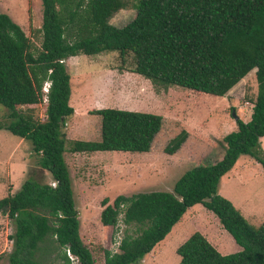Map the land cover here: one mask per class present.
I'll list each match as a JSON object with an SVG mask.
<instances>
[{
	"label": "trees",
	"instance_id": "1",
	"mask_svg": "<svg viewBox=\"0 0 264 264\" xmlns=\"http://www.w3.org/2000/svg\"><path fill=\"white\" fill-rule=\"evenodd\" d=\"M126 0H40L39 49L9 16L0 12V105L10 119L0 129L29 141L47 182L25 179L12 194L0 198V214L13 223L8 264H43L41 254L60 250L63 264H96L78 234L67 167L63 160L69 105V74L62 61L76 55L117 51L130 54V71L162 87L178 86L222 97L254 69L256 92L247 121L237 118L235 130L222 136L223 152L213 163L185 170L171 191L118 194L100 201L99 221L133 226L118 240L117 250L103 251L101 264H136L160 241L186 209L201 204L240 247L220 254L199 232H192L175 252L176 264H264V219L253 226L232 203L217 193L220 176L241 154L264 171V0H135L134 16L122 26L109 17ZM46 90L42 93L43 85ZM45 97L43 120L17 106ZM96 141L72 140V152H147L162 117L150 112L100 108ZM185 133L165 145L171 153ZM66 250L76 257L71 263Z\"/></svg>",
	"mask_w": 264,
	"mask_h": 264
},
{
	"label": "rangeland",
	"instance_id": "2",
	"mask_svg": "<svg viewBox=\"0 0 264 264\" xmlns=\"http://www.w3.org/2000/svg\"><path fill=\"white\" fill-rule=\"evenodd\" d=\"M126 1L124 7L111 14L109 23L119 27L134 16L135 0ZM0 12L7 14L21 28L29 39V49L36 53L40 42L37 29L41 24L40 0H0ZM132 62L130 54L121 58L117 51L91 56L80 54L62 61L69 74L68 103L73 109L63 127V160L77 210L78 234L96 264L103 262L104 250H117L118 240L124 231L133 229V226H125L120 221L114 226L101 225L98 217L101 199L106 198L107 203H111L118 194L171 191L173 183L185 170L216 161L223 152L222 136L235 129L231 111L237 118L247 121L256 92L254 69L224 96L218 97L178 86L152 84L130 71ZM45 87L46 84L41 89L42 93ZM44 107L45 97H42L37 104L21 105L16 109L29 113L33 119L43 120ZM100 108L160 115L161 127L150 149L145 153L70 151L72 140L99 139L100 117L89 111ZM9 120L6 108L0 105V126ZM180 131L185 133L181 144L173 152H165L166 143ZM36 161L37 155L32 152L29 141L0 129V198L12 194L27 178L49 184V174ZM249 164L252 167L248 168ZM245 167L246 176L243 173L237 181L226 182L224 179L220 186L225 197L234 201L227 198L247 222L257 226L264 219V171L250 156L241 158L233 170L243 172ZM214 223H217L215 216L201 204L192 205L136 264H176L179 256L175 249L184 238L201 229V232L205 229L214 234ZM12 232V221L0 214V264H8L7 254L11 250L9 235ZM229 245L231 248L228 250L237 249L234 241ZM230 251L224 254L232 253ZM60 252H44L41 262L63 264Z\"/></svg>",
	"mask_w": 264,
	"mask_h": 264
},
{
	"label": "crops",
	"instance_id": "3",
	"mask_svg": "<svg viewBox=\"0 0 264 264\" xmlns=\"http://www.w3.org/2000/svg\"><path fill=\"white\" fill-rule=\"evenodd\" d=\"M19 2H21V0H18ZM8 6V5H7ZM8 9H9V7H8ZM8 12V11H7ZM9 13V12H8ZM10 18V17H9ZM71 57H73V56H71ZM71 62V61H70ZM235 128H236V126H235ZM233 130H235V129H233ZM232 131V130H231ZM259 147H260V149L261 150H263L264 151V135L263 136H261V137H259ZM94 152H99V151H94ZM141 153H145V152H141ZM222 154V153H221ZM244 156H248V155H244ZM244 156L242 157H240V156H238L237 157V159L235 160V162H234V164L232 165V167L227 171V172H225L222 176H220V178H219V180H218V184H217V193L219 194V195H221L222 197H224V198H228L229 200H231L233 203H234V201L232 200V199H230L229 197H225V195L223 194V192H222V189H221V186H220V182L222 181V180H226V182H228V181H231L232 179H234V180H236L237 181V179L239 178V176H241L243 173L245 174L244 176H246L247 175V173H245L246 171H247V168L245 167L244 169H243V172H240V171H238V172H236L235 170H233L234 169V167L238 164V161L241 159V158H244ZM220 157H221V155H220ZM219 157V158H220ZM218 158V159H219ZM217 159V160H218ZM250 167H252V165L251 164H249L248 165V168H250ZM245 171V172H244ZM235 177H236V179H235ZM48 178L50 179V176H48ZM233 205V204H232ZM191 207V206H190ZM190 207H188L186 210H188V209H190ZM186 212V211H185ZM184 212V213H185ZM210 212V211H209ZM183 213V214H184ZM211 213V212H210ZM182 214V215H183ZM212 214V213H211ZM181 215V216H182ZM98 217H99V214H98ZM216 218V217H215ZM180 219V218H179ZM213 219V218H212ZM216 220H217V218H216ZM178 222V221H177ZM176 222V223H177ZM215 222V221H214ZM220 226V224H219V222H218V220H217V223H214V226H215V228H216V232L213 234L212 232H210V231H207V230H205V229H203V231L201 232V230H199L200 232V234L202 235V236H204L205 237V239L207 240V241H209V243L215 248V250L218 252L219 251V253L220 254H224L225 252H227V251H230V250H228L229 248H231V246L229 245V243H232V241H233V239H232V237L224 230V229H222V227H221V229L219 228V226ZM174 225V224H173ZM172 225V226H173ZM198 232V231H197ZM228 235H227V234ZM223 238H226V240L225 239H223ZM163 239V238H162ZM161 239V240H162ZM186 238H184V240H185ZM160 240V241H161ZM183 240V241H184ZM160 241H158V242H160ZM182 241V242H183ZM157 242V243H158ZM181 242V243H182ZM235 243V242H234ZM236 244V243H235ZM237 245V244H236ZM229 246V247H228ZM236 247H234L230 252H236V251H238L239 249H240V247L237 245V249H235ZM152 249V248H151ZM150 249V250H151ZM148 253V252H147Z\"/></svg>",
	"mask_w": 264,
	"mask_h": 264
},
{
	"label": "built area",
	"instance_id": "4",
	"mask_svg": "<svg viewBox=\"0 0 264 264\" xmlns=\"http://www.w3.org/2000/svg\"><path fill=\"white\" fill-rule=\"evenodd\" d=\"M45 89H46V87H45ZM49 185L53 187L55 185V182L54 181H50ZM66 255H67V257H68V259H69V261L71 263H76L77 262L76 257L71 255L67 250H66Z\"/></svg>",
	"mask_w": 264,
	"mask_h": 264
},
{
	"label": "water",
	"instance_id": "5",
	"mask_svg": "<svg viewBox=\"0 0 264 264\" xmlns=\"http://www.w3.org/2000/svg\"><path fill=\"white\" fill-rule=\"evenodd\" d=\"M231 116L233 117V119H234V120H236V119H237V116H236V115H234L233 111H231Z\"/></svg>",
	"mask_w": 264,
	"mask_h": 264
}]
</instances>
